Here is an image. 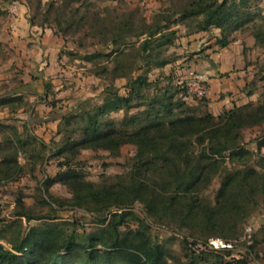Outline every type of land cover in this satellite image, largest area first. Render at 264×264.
<instances>
[{"label": "trees", "instance_id": "16d2710c", "mask_svg": "<svg viewBox=\"0 0 264 264\" xmlns=\"http://www.w3.org/2000/svg\"><path fill=\"white\" fill-rule=\"evenodd\" d=\"M258 1L178 0L150 23L132 14L102 18L90 9L88 0H63L59 6H49L47 16L53 12L65 17V28L58 25L63 34L86 31L98 41L93 52L82 58L95 67L102 61L113 62L111 70L103 66L100 73L111 78V85L101 104L92 106L85 100L63 115L61 141L51 148L29 130L23 137L14 126L0 125V131L10 132L8 152L0 162V183L22 175L19 156L28 158L34 173L51 151L62 160L58 166L66 170L41 192L48 194L54 183L67 187L72 195L69 206L94 217L98 229L81 236L77 222L35 217L18 200L19 217L29 223L42 222L24 232L17 224L0 228V264H69L78 253L83 254L78 264H248L245 260L227 262L231 251L225 249L197 254L188 248L187 238L182 240L186 261L174 259L151 238L150 224L142 220L133 226L127 211L140 203L153 225L190 232L205 222L235 229L254 213L264 188V156L255 155L239 141L244 131L264 125V64L259 72L262 101L235 106L218 116L208 111L205 98L190 106L184 100L188 97L185 83L174 84L169 78L171 83L163 88L148 75L172 63L165 52L176 45L175 26L184 27L190 35L219 30L214 47L224 50L232 44L233 34L252 25L256 46L264 51V13L255 9ZM117 79L125 80V96L112 85ZM253 95L247 93L248 98ZM22 102V94L5 95L0 97V109ZM120 112L124 114L121 121L111 119ZM124 146L135 147L136 153L127 171L114 182L91 183L74 166L83 151L100 148L116 157ZM262 147L264 140L258 150ZM217 177L220 188L212 200L207 191ZM4 240L7 247L1 243ZM256 246L255 240L247 249L253 253Z\"/></svg>", "mask_w": 264, "mask_h": 264}, {"label": "rangeland", "instance_id": "374dc122", "mask_svg": "<svg viewBox=\"0 0 264 264\" xmlns=\"http://www.w3.org/2000/svg\"><path fill=\"white\" fill-rule=\"evenodd\" d=\"M62 1L0 0V97L16 93L22 94L23 98L22 103L0 109V125L14 126L23 137L29 130L34 137L45 142L50 148L54 143L61 141L64 128L61 121L67 111H73L85 100H89L92 106L101 104L105 89L111 85L110 77L100 76L101 68L108 66L111 70L114 65L113 62L102 61L95 67L84 61L82 57L87 52H93L98 41L88 37L86 31H81L77 35L63 34L58 29V25L65 28V17L59 18L53 12L47 16L49 6H59ZM177 1L88 0L91 4L90 9L97 11L102 18L111 19L116 16L122 18L132 14L135 18L145 20L147 23L151 22L154 15L172 8ZM74 7L79 6L74 5ZM257 8L264 13V0L258 1L255 6V9ZM174 29L178 31L176 45L165 52L172 63L163 69H155L148 75L151 82H158L163 88L171 83L170 80L174 84H186L191 73H199L196 71L197 65L208 58L207 52L223 51L214 47L215 37L220 35L219 30L210 29L190 35L182 26H175ZM251 30L252 25L243 32L233 34L232 46L228 49L229 52L235 51L236 45L233 44L241 42L244 56L242 62L252 67L249 71L247 68L244 69L249 82L245 87H238L239 92L238 89L235 91V99L230 109L251 102L259 103L263 99L261 89L263 83L260 81L259 72L264 64V51L256 46ZM13 31L17 35H14ZM17 37L18 40H16ZM13 42L16 45L12 47L10 43ZM23 50H27L30 54L35 52L36 55L42 52L41 64L43 65H39L37 70L32 69L29 64L27 66L25 59L21 56ZM69 53H73L74 56H69ZM216 81H214L215 84H217ZM112 85L119 88L121 95H126L125 80H114ZM46 86H50L49 93ZM250 91L254 92V95L246 99ZM154 92V90L151 91L152 94ZM184 100L190 106H197L202 99L188 93V97ZM239 100L242 102L240 103ZM208 111L213 114L209 103ZM134 112L136 110L131 111V113ZM123 117L122 112L111 115V119L115 121H121ZM9 133L0 131V162L8 152L5 148ZM263 140L264 125L244 131L239 143L255 155L264 156V147L258 150V144ZM135 153L136 148L133 146H124L116 157L100 148H91L80 154L74 166H78L77 170L91 183H110L115 181L116 176L123 175L127 171V163ZM44 157V162H39L34 173H31V162L29 163L25 156H19L18 161L23 168L22 175L15 181L0 183V228L7 229V226L17 224L24 232L29 226L33 227L42 222L29 223L25 218L18 216L21 212L18 200H21L24 208L35 217L56 216L61 221L77 222L78 233L81 236L95 232L98 227L94 217L69 206L72 195L67 187L54 183L48 194L41 192V188L47 182L50 183L59 172L66 170L65 167L61 169L58 166L62 160L53 157V152H46ZM0 170L3 168L1 167ZM219 188L220 178L217 177L209 187L207 196L214 200ZM127 212L133 226L139 225L142 220L150 224L151 238L165 247L174 259L186 261L182 251V240L187 238L188 248L197 254L218 252L226 248L225 250L231 251V255L226 258L227 262L245 260L248 264H264V188L258 198V206L248 222L231 230L215 228L208 222H205V226L193 229L191 232L153 225L140 203ZM212 234L215 235L214 238ZM196 239L198 241H195ZM255 240L257 241L256 249L250 253L247 248ZM1 243L7 247L6 240ZM212 244L219 248L226 247L217 250L211 246ZM82 258L83 254L78 253L70 259L69 264H78Z\"/></svg>", "mask_w": 264, "mask_h": 264}, {"label": "crops", "instance_id": "0c3cea01", "mask_svg": "<svg viewBox=\"0 0 264 264\" xmlns=\"http://www.w3.org/2000/svg\"><path fill=\"white\" fill-rule=\"evenodd\" d=\"M13 34L17 35L15 31H13ZM16 40H18V37ZM240 43L241 42L233 44L236 45L235 51H228L230 46H232L230 45L227 49H224L219 53H213L212 51L207 52L206 55H208V58L204 59L202 63L197 65L198 68L196 71L206 73L210 77L209 93L206 99L209 102V107L214 116L220 115L223 110H229L235 99V91L238 87H245L246 83L249 82V80L246 79V72H244V69L247 68L249 71L252 67L245 64V62H242L244 56L242 45ZM14 45H16L15 42L10 43V46L13 47ZM17 52L20 55L19 50H17ZM225 52L227 53L225 54ZM21 56L25 59V64L27 66L29 64L32 69L37 70L39 65H43L41 64L42 52H39L38 55H36L35 52L30 54L27 50H23ZM216 79L218 81H216ZM214 81H216L217 84H215ZM245 98L247 99L248 97L246 96ZM242 100L244 101V99ZM242 100H239L240 103ZM237 104L238 101L236 102V105Z\"/></svg>", "mask_w": 264, "mask_h": 264}, {"label": "built area", "instance_id": "2783aa9c", "mask_svg": "<svg viewBox=\"0 0 264 264\" xmlns=\"http://www.w3.org/2000/svg\"><path fill=\"white\" fill-rule=\"evenodd\" d=\"M210 77L206 73H191L185 86L190 95H194L199 99L207 98L209 93ZM217 250L224 249L226 246L219 248L218 246L211 245ZM226 249V248H225Z\"/></svg>", "mask_w": 264, "mask_h": 264}]
</instances>
